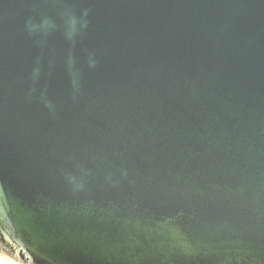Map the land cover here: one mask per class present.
I'll return each instance as SVG.
<instances>
[{
  "label": "water",
  "instance_id": "95a60500",
  "mask_svg": "<svg viewBox=\"0 0 264 264\" xmlns=\"http://www.w3.org/2000/svg\"><path fill=\"white\" fill-rule=\"evenodd\" d=\"M0 264H264V0H0Z\"/></svg>",
  "mask_w": 264,
  "mask_h": 264
}]
</instances>
